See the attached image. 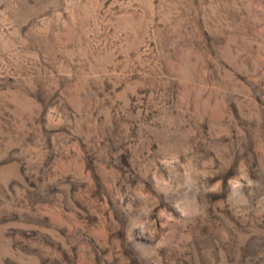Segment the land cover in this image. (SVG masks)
Listing matches in <instances>:
<instances>
[{
    "label": "rangeland",
    "instance_id": "obj_1",
    "mask_svg": "<svg viewBox=\"0 0 264 264\" xmlns=\"http://www.w3.org/2000/svg\"><path fill=\"white\" fill-rule=\"evenodd\" d=\"M0 264H264V0H0Z\"/></svg>",
    "mask_w": 264,
    "mask_h": 264
}]
</instances>
